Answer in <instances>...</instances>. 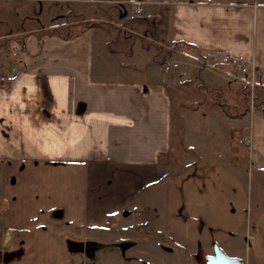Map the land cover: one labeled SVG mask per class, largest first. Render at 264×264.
<instances>
[{
  "label": "crops",
  "instance_id": "obj_1",
  "mask_svg": "<svg viewBox=\"0 0 264 264\" xmlns=\"http://www.w3.org/2000/svg\"><path fill=\"white\" fill-rule=\"evenodd\" d=\"M128 1H106L127 4L70 37L25 32L27 55L0 58V264H97L122 238L112 227L161 201L180 145L200 159V125L221 133L218 124L246 117L238 136L264 166V100L233 112L216 99L234 97L231 82L264 98V0H159L141 16ZM148 18L158 31L142 34ZM185 237L196 264H206L212 241L241 258L228 248L236 236L197 246ZM160 238L143 236L144 250L130 257L189 264Z\"/></svg>",
  "mask_w": 264,
  "mask_h": 264
},
{
  "label": "rangeland",
  "instance_id": "obj_2",
  "mask_svg": "<svg viewBox=\"0 0 264 264\" xmlns=\"http://www.w3.org/2000/svg\"><path fill=\"white\" fill-rule=\"evenodd\" d=\"M105 2L0 0V58L8 60L26 56L27 50L23 45H26L27 32L36 30L41 35L54 33L70 37L90 24L108 23L105 20L109 18L104 15L110 13L111 5L127 4L106 5L108 2ZM91 15L97 16L94 18ZM135 15L141 16L143 13ZM139 22L142 34H145L144 30H153V27V32L158 31L159 24L152 23V18L145 21L141 19ZM18 31H24V34H19ZM15 38L19 42L18 46L11 42ZM232 66L238 68L236 64ZM231 83L234 91L232 99L216 97L219 104L222 101L228 102L230 111H239L242 106L250 109L264 100L255 96L253 86L247 87L240 82ZM225 89L229 90V86ZM241 119L236 128L218 124L221 133L219 126L210 130L200 125L198 128L201 132H198L196 139L205 143L201 142L195 150L200 159H190L191 156H187V153L191 154L192 150L185 152L186 147L182 150L180 145V160L169 162L170 172L163 180L161 201L151 203L148 210L137 208L134 218L130 214L112 227L115 234H123L122 238L108 242L107 251L101 254L97 264H151V259L144 254L130 257L141 248L144 250L142 239L145 235L161 236L160 239L168 241V246L179 248L185 258L192 259L189 264H196L197 249L194 247L186 251L182 248L185 236L193 237L197 246V243L208 242V238L230 239L233 235L240 239L238 241L234 240L236 237H232L230 240L231 246L236 245L233 249L228 247L234 250L231 253L240 256L245 264H264V166L252 161L248 155L247 142L238 136L247 122L246 117ZM149 220L160 221L163 226L155 231L150 225L147 226ZM133 234L136 242L129 236ZM164 243L161 245L160 241L156 242L159 246H164ZM212 243L213 241L211 245ZM129 244H135L136 248H127ZM206 249L210 252L212 247L208 245ZM153 259L157 264L174 262L172 257L162 255L156 258L154 256ZM199 259L200 264H203L204 258L200 256Z\"/></svg>",
  "mask_w": 264,
  "mask_h": 264
},
{
  "label": "water",
  "instance_id": "obj_3",
  "mask_svg": "<svg viewBox=\"0 0 264 264\" xmlns=\"http://www.w3.org/2000/svg\"><path fill=\"white\" fill-rule=\"evenodd\" d=\"M212 249V254L205 256L206 264H245L242 258L227 255L215 242L212 244Z\"/></svg>",
  "mask_w": 264,
  "mask_h": 264
},
{
  "label": "built area",
  "instance_id": "obj_4",
  "mask_svg": "<svg viewBox=\"0 0 264 264\" xmlns=\"http://www.w3.org/2000/svg\"><path fill=\"white\" fill-rule=\"evenodd\" d=\"M90 1H96V0H90ZM98 1H105V0H98ZM106 1H111V0H106ZM161 1L159 0H132L130 3L134 7V12L135 14H141L145 8L146 5L152 4V3H160ZM164 69L168 70L169 69V64L165 63L164 64Z\"/></svg>",
  "mask_w": 264,
  "mask_h": 264
}]
</instances>
